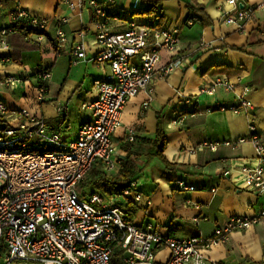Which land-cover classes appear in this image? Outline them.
<instances>
[{
  "label": "crops",
  "instance_id": "1",
  "mask_svg": "<svg viewBox=\"0 0 264 264\" xmlns=\"http://www.w3.org/2000/svg\"><path fill=\"white\" fill-rule=\"evenodd\" d=\"M156 2H160V21L138 14L146 4ZM241 2L254 8L241 32L224 22L222 11L230 10L225 0H113L107 8L117 17V21H109L112 32L124 31L129 22L159 30L178 29L175 52L161 50L156 69L173 61L181 63L155 79L152 94L139 90L126 102L121 126L111 136L121 162L125 157L121 146L131 143L128 135L152 138L160 127L166 141L163 157L175 167L171 171L156 166L150 177L139 183L140 202H120L124 217L138 226L155 225L162 235L211 238L215 228L225 226L229 218L250 217L264 210V194L253 193L242 180L241 170L256 164L249 143L236 148L197 149L203 142L247 138L250 123L264 139V0ZM17 10L46 20L47 29L41 41L35 34L22 39L16 33L6 36L8 48H0V102L9 110H26L42 117L47 130L56 132L63 141H73L78 128L91 121L90 104L96 98L93 83L107 72L105 64L92 60L99 51L96 18L79 0H0V29L13 25L11 16ZM193 14H203L206 19L201 24L186 22ZM58 27L66 39L61 47L55 46ZM78 43L84 47L86 61L73 64L72 50ZM132 62L137 64L138 60ZM39 70L50 73L42 100L34 77ZM11 76L23 82L6 86L4 80ZM215 77L224 78L235 89L220 87L212 96L202 94L201 89ZM243 87L249 88L246 99L251 107L238 114L218 109L220 105H237ZM65 130L68 134L63 136ZM176 180L195 189L177 190L173 186ZM203 254L207 264H264V221L230 233ZM153 255L152 264H163L169 252L161 248Z\"/></svg>",
  "mask_w": 264,
  "mask_h": 264
},
{
  "label": "built area",
  "instance_id": "2",
  "mask_svg": "<svg viewBox=\"0 0 264 264\" xmlns=\"http://www.w3.org/2000/svg\"><path fill=\"white\" fill-rule=\"evenodd\" d=\"M79 1L90 7L96 18L95 43L99 51L92 60L105 64L107 72L93 83L96 98L90 104L91 121L78 128L73 141H63L56 132L47 130L42 117L26 110H9L0 102V264H111L115 248L122 252L120 264H152L154 252L161 248L169 252L163 264H207L204 250L234 231L264 221V210L250 217L229 218L225 226L215 228L211 238L175 237L162 235L155 225L138 226L124 217L120 202L141 200L138 180L129 181L120 193L110 197L100 192L79 195L77 188L94 165L105 175L118 169L121 154L111 136L121 126L126 102L139 90L152 94L155 79L163 78L181 63L173 61L156 69L161 50L175 52L178 29L166 31L129 22L124 31L112 32L108 24L117 21V17L111 16L107 8L113 0H102L101 5L95 0ZM241 1L225 0L230 10L222 11L224 22L240 32L254 12L253 6ZM11 20L13 24L23 21L24 32L35 34L37 41L44 39L46 20L22 10L12 14ZM9 33V27L0 29V48H8ZM55 36V46L61 47L66 39L60 27ZM72 55L73 64L86 61L81 43L73 46ZM134 58L137 64L132 62ZM34 77L42 100L50 73L39 70ZM22 82L15 76L4 80L9 87ZM220 87L226 91L235 89L224 78L215 77L201 93L212 96ZM248 92L249 88L243 87L237 105H220L218 109L238 114L251 107L246 99ZM247 136L203 142L197 149L236 148L249 143L255 151L256 164L241 170L242 180L253 193L264 194V139L254 123L247 126ZM127 140L132 142L133 135H128ZM173 186L180 191L195 189L183 180L174 181Z\"/></svg>",
  "mask_w": 264,
  "mask_h": 264
},
{
  "label": "trees",
  "instance_id": "3",
  "mask_svg": "<svg viewBox=\"0 0 264 264\" xmlns=\"http://www.w3.org/2000/svg\"><path fill=\"white\" fill-rule=\"evenodd\" d=\"M158 3L160 2L146 4L145 8L138 14L145 17H153L160 21L161 17ZM198 12L202 13L200 7ZM204 17L203 14H193L187 17L186 22L189 21L193 23L191 21L193 20L201 24L206 19ZM9 28L12 33H16L21 39L28 35V32H24L23 21L16 22ZM165 145L164 132L160 127H157L152 138H134L131 143L124 144L121 146V149L125 152V157L120 162L117 173L105 175L98 168L97 164L94 165L77 188L80 197L84 196L86 193L94 192H100L108 197L118 194L126 187L127 183L134 178L139 176L149 178L156 166L174 171V165L169 164L163 157ZM160 175L162 174L160 173ZM121 255L122 252L120 248H115L110 259L111 264H120Z\"/></svg>",
  "mask_w": 264,
  "mask_h": 264
},
{
  "label": "rangeland",
  "instance_id": "4",
  "mask_svg": "<svg viewBox=\"0 0 264 264\" xmlns=\"http://www.w3.org/2000/svg\"><path fill=\"white\" fill-rule=\"evenodd\" d=\"M134 20L138 21L137 18H135ZM66 132H67V131L65 130V131L62 133V135L65 136V134H68V133H66ZM64 133H65V134H64ZM137 179L139 180V183L141 184L142 181H143V179H144V176H139V178H137Z\"/></svg>",
  "mask_w": 264,
  "mask_h": 264
}]
</instances>
